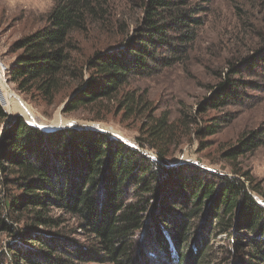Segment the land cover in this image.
Wrapping results in <instances>:
<instances>
[{"label": "trees", "instance_id": "1", "mask_svg": "<svg viewBox=\"0 0 264 264\" xmlns=\"http://www.w3.org/2000/svg\"><path fill=\"white\" fill-rule=\"evenodd\" d=\"M205 1L140 0L137 22L81 60L79 34L103 30L111 0H56L45 25L10 45L18 92L63 98L65 113L91 120L115 105L140 125L136 147L100 130H44L0 103V264H264V187L239 160L264 145V127L217 150L230 173L170 162L191 136L212 144L233 119L225 107L264 96V44L176 119L131 84L188 57Z\"/></svg>", "mask_w": 264, "mask_h": 264}, {"label": "rangeland", "instance_id": "2", "mask_svg": "<svg viewBox=\"0 0 264 264\" xmlns=\"http://www.w3.org/2000/svg\"><path fill=\"white\" fill-rule=\"evenodd\" d=\"M55 2L0 0V59L6 68L14 60L9 52L10 45L20 36L45 25L46 16ZM139 4L140 0H111V14L103 30L90 28L87 33L79 34L78 59H84L95 47L114 41L118 37L120 22L129 26L135 24L141 15ZM201 5L204 7L203 24L198 29L188 57L149 78L131 80L133 87L148 90L149 98L157 107L156 113L166 111L171 119L179 117L180 111L197 112L199 104L210 95V88L228 72V63L238 62L264 44V0H207ZM6 71L1 80L7 90L0 96V101L11 116L21 115L28 122L42 127H64L73 123L89 126L110 132L121 141L137 147L135 136L138 134L140 120L123 118L122 112H117L115 105L110 108L106 106L107 110H99L101 120H91L93 113L87 110L65 113L63 109L66 101L63 98L47 104L35 95L20 93L8 81ZM243 75L251 77L247 70L243 71ZM247 91L256 94L252 90ZM252 102L255 104L246 108L225 107L224 110L231 111L233 119L218 134L206 138L212 144H204V148L191 136L175 148L170 162L193 163L210 171L230 173L229 164L219 159L217 150L251 129L264 127V96L260 95ZM216 113L210 109L204 117ZM239 160L264 187V145ZM253 195L261 201L255 193Z\"/></svg>", "mask_w": 264, "mask_h": 264}, {"label": "water", "instance_id": "3", "mask_svg": "<svg viewBox=\"0 0 264 264\" xmlns=\"http://www.w3.org/2000/svg\"><path fill=\"white\" fill-rule=\"evenodd\" d=\"M1 103V101H0ZM2 105V103H1ZM3 106V105H2ZM10 116H11V113H8ZM39 126V125H38ZM40 128L44 129V130H54V129H58V128H63L62 126H55V127H42V126H39ZM64 127H72V128H79V129H93V130H98V129H95V128H92V127H89V126H81V125H77L75 123L73 124H69V125H66ZM103 132H107V131H104V130H101ZM107 133H110V132H107ZM111 135H113L112 133H110ZM115 138L118 139V137H116L115 135H113ZM120 140V139H119ZM126 143V142H125ZM131 146V145H130Z\"/></svg>", "mask_w": 264, "mask_h": 264}, {"label": "bare ground", "instance_id": "4", "mask_svg": "<svg viewBox=\"0 0 264 264\" xmlns=\"http://www.w3.org/2000/svg\"><path fill=\"white\" fill-rule=\"evenodd\" d=\"M2 76L0 74V96L5 93L7 87L5 86L4 82L1 80Z\"/></svg>", "mask_w": 264, "mask_h": 264}, {"label": "built area", "instance_id": "5", "mask_svg": "<svg viewBox=\"0 0 264 264\" xmlns=\"http://www.w3.org/2000/svg\"><path fill=\"white\" fill-rule=\"evenodd\" d=\"M5 69H6V67L3 65V63H2V61L0 59V74H1L2 77H4V75H5Z\"/></svg>", "mask_w": 264, "mask_h": 264}]
</instances>
